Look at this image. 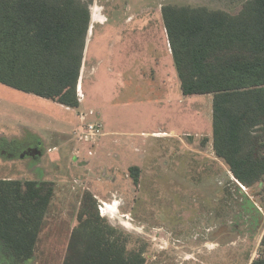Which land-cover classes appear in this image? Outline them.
I'll return each mask as SVG.
<instances>
[{
  "label": "rangeland",
  "instance_id": "obj_1",
  "mask_svg": "<svg viewBox=\"0 0 264 264\" xmlns=\"http://www.w3.org/2000/svg\"><path fill=\"white\" fill-rule=\"evenodd\" d=\"M82 1L107 19L86 36L79 106L0 83V178L55 183L36 257L26 264H62L85 191L107 223L129 235V248L145 246L147 264L260 257L264 177L247 188L215 155L212 96H183L177 87L161 14L165 5L236 14L246 0ZM81 114L107 132L93 144L72 135ZM131 166L140 168L137 185Z\"/></svg>",
  "mask_w": 264,
  "mask_h": 264
},
{
  "label": "trees",
  "instance_id": "obj_2",
  "mask_svg": "<svg viewBox=\"0 0 264 264\" xmlns=\"http://www.w3.org/2000/svg\"><path fill=\"white\" fill-rule=\"evenodd\" d=\"M183 96H212V147L249 188L264 177V0L236 14L205 6L161 7ZM90 23L82 0H0V83L77 108V86ZM140 168L129 167L134 185ZM51 181L0 178L3 264L36 257L52 198ZM62 264H147L145 246L109 225L85 191ZM260 257L264 264V233Z\"/></svg>",
  "mask_w": 264,
  "mask_h": 264
},
{
  "label": "built area",
  "instance_id": "obj_3",
  "mask_svg": "<svg viewBox=\"0 0 264 264\" xmlns=\"http://www.w3.org/2000/svg\"><path fill=\"white\" fill-rule=\"evenodd\" d=\"M104 134L100 121H87L83 114L80 115L79 123L72 130V135L77 141L90 142L92 144Z\"/></svg>",
  "mask_w": 264,
  "mask_h": 264
},
{
  "label": "crops",
  "instance_id": "obj_4",
  "mask_svg": "<svg viewBox=\"0 0 264 264\" xmlns=\"http://www.w3.org/2000/svg\"><path fill=\"white\" fill-rule=\"evenodd\" d=\"M103 11L104 10H102L100 13L98 12L96 14L95 13H90V23H89L90 25H89V31L87 32V35H88V33L90 35V32L92 33L93 27H94V25L96 23H102V22L106 21L107 18L105 17ZM136 17H137V14H132V15L126 17L125 21H129V22L131 21L132 22L134 19H136ZM94 61H96V60H94ZM94 61H93V63H94ZM80 84L81 83H80V80H79V83H78V86H77V92H78V90L80 91V87H79ZM177 87L180 88L179 83H178ZM78 96H79V100L81 102V97H80V93L79 92H78ZM105 133H107V132H105Z\"/></svg>",
  "mask_w": 264,
  "mask_h": 264
},
{
  "label": "water",
  "instance_id": "obj_5",
  "mask_svg": "<svg viewBox=\"0 0 264 264\" xmlns=\"http://www.w3.org/2000/svg\"><path fill=\"white\" fill-rule=\"evenodd\" d=\"M250 263H251V262H250ZM250 263H249V264H250Z\"/></svg>",
  "mask_w": 264,
  "mask_h": 264
}]
</instances>
